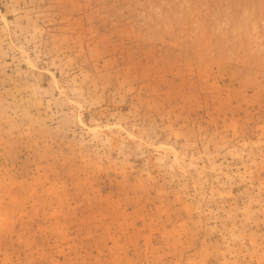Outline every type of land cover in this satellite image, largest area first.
Returning a JSON list of instances; mask_svg holds the SVG:
<instances>
[{"label": "rangeland", "instance_id": "1", "mask_svg": "<svg viewBox=\"0 0 264 264\" xmlns=\"http://www.w3.org/2000/svg\"><path fill=\"white\" fill-rule=\"evenodd\" d=\"M0 264H264V0H0Z\"/></svg>", "mask_w": 264, "mask_h": 264}]
</instances>
